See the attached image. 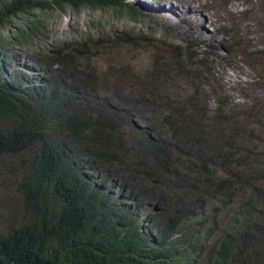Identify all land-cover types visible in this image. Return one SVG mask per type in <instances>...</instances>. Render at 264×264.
I'll return each instance as SVG.
<instances>
[{
	"label": "trees",
	"instance_id": "16d2710c",
	"mask_svg": "<svg viewBox=\"0 0 264 264\" xmlns=\"http://www.w3.org/2000/svg\"><path fill=\"white\" fill-rule=\"evenodd\" d=\"M65 4L137 16L126 0H0L6 61L13 59L14 38L4 32L11 17L25 16L21 35L34 38L42 15ZM40 53L31 77L21 69L4 77L9 66L0 60V168L18 158L24 204L20 224L0 231V264H264L261 119L227 115L220 101L214 136L200 119V95L173 120L172 110L163 112L169 140L162 128L138 127L123 107L92 94L99 81L73 52L61 61L75 82L58 74V56ZM153 70L147 84L161 74ZM241 192L247 198L214 238L221 208Z\"/></svg>",
	"mask_w": 264,
	"mask_h": 264
},
{
	"label": "rangeland",
	"instance_id": "374dc122",
	"mask_svg": "<svg viewBox=\"0 0 264 264\" xmlns=\"http://www.w3.org/2000/svg\"><path fill=\"white\" fill-rule=\"evenodd\" d=\"M188 1L126 0L137 10L135 18L120 16L112 7L85 6L76 12L70 4L55 6L42 15L34 38L19 30L26 17L13 16L4 32L14 38L12 56L18 54V58L9 61L10 72L5 76H13L15 68L32 76L28 68L38 63L40 51H50L59 57L58 74L75 82L72 70L62 72L66 68L62 52L69 50L77 65L85 70L88 64L99 81L90 89L92 94L123 107L138 127L162 128L168 139L163 112L172 110L173 120L186 103L194 99L199 104L200 95L206 99L200 119L207 121L213 135L222 127L214 118L220 101H224L225 114L248 115L264 123V59L260 57L264 0ZM168 61L177 67L167 69ZM152 70L161 74L147 84L149 80L143 78ZM145 85L155 87L159 97ZM80 87L84 89L82 83ZM257 132L264 137V128L258 127ZM127 135L135 136L131 131ZM17 159L14 165L0 168V231L4 233L24 217ZM247 194H237L233 203L221 208L214 238L229 227Z\"/></svg>",
	"mask_w": 264,
	"mask_h": 264
},
{
	"label": "clouds",
	"instance_id": "9594fccd",
	"mask_svg": "<svg viewBox=\"0 0 264 264\" xmlns=\"http://www.w3.org/2000/svg\"><path fill=\"white\" fill-rule=\"evenodd\" d=\"M0 55H2V57H0V60L3 59V61H4V59H5L4 56H5V55H4L2 52H0ZM11 56H12V53H11ZM12 57H13V59L18 58V54H16V57H15V56H12ZM13 59H11V60H13ZM9 61H10V60H9ZM9 61H6V59H5V64L7 63L8 66H9ZM17 69H20V68H15V73H16V70H17ZM28 69H29V68H28ZM21 70H22V69H21ZM30 70H31V69H30ZM7 72H10V68H9V67L6 68V73L4 74V77H6V78H7V77H12V76H8V75L5 76V75L7 74ZM22 72L25 73L26 71L23 70ZM15 73H14V74H15ZM27 73H28V72H27ZM28 74H29V73H28ZM13 76H14V75H13ZM29 76L31 77V74H29ZM192 98H195V96L192 97ZM189 104H190V102H188L186 105H189ZM217 109H218V108H217ZM215 114H216V113H215ZM206 122H207V121H206ZM211 130H212V129H211ZM211 130H210V131H211ZM215 133H216V132H215ZM214 136H215V135H214Z\"/></svg>",
	"mask_w": 264,
	"mask_h": 264
},
{
	"label": "bare ground",
	"instance_id": "6f19581e",
	"mask_svg": "<svg viewBox=\"0 0 264 264\" xmlns=\"http://www.w3.org/2000/svg\"><path fill=\"white\" fill-rule=\"evenodd\" d=\"M193 1H194V0H193ZM193 1H192V2H193ZM186 2H187V3H190L188 0H186ZM194 2H195V1H194ZM197 2H198V1H197ZM191 4H192V3H191Z\"/></svg>",
	"mask_w": 264,
	"mask_h": 264
}]
</instances>
